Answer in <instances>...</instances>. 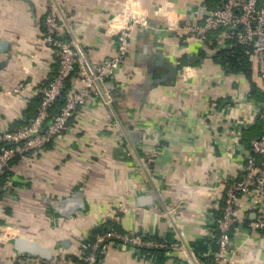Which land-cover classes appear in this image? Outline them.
Returning <instances> with one entry per match:
<instances>
[{
	"label": "crops",
	"instance_id": "0c3cea01",
	"mask_svg": "<svg viewBox=\"0 0 264 264\" xmlns=\"http://www.w3.org/2000/svg\"><path fill=\"white\" fill-rule=\"evenodd\" d=\"M221 1L65 0L94 60L115 54L116 40L106 26L128 4L137 2L148 13V27L134 28L128 55L109 82L115 117L91 98L46 152L11 164L3 179L9 191L0 197V264H23L26 253L17 240L47 252L32 257L63 256L67 264H86L84 244L105 233L112 218L120 232H145L171 246L137 249L112 242L105 264H214L213 222L216 205L222 206L223 182L241 172L255 132L249 131V144L244 143V130L232 117L259 116L264 95L259 101L251 93L262 83L249 54V75H228L221 65L218 53L235 44L234 30L222 29L202 42L169 26L200 22ZM50 3L0 0V130L20 128L37 114L41 91L58 69V57L44 41ZM25 81L32 83L29 92L2 94ZM213 108L228 114L210 119ZM133 149L141 155L158 151L154 180L140 172ZM119 204L130 212H117ZM249 205L242 199L237 206L241 226L232 232L234 259L264 264V234L252 226L259 206ZM169 210L175 221L168 219Z\"/></svg>",
	"mask_w": 264,
	"mask_h": 264
},
{
	"label": "built area",
	"instance_id": "2783aa9c",
	"mask_svg": "<svg viewBox=\"0 0 264 264\" xmlns=\"http://www.w3.org/2000/svg\"><path fill=\"white\" fill-rule=\"evenodd\" d=\"M134 8L136 11H132ZM123 15L112 18L106 26V32L116 40V52L103 60H94L86 48L85 39L79 32L78 24L68 9L65 0H51L44 22V41L51 46L58 57V69L50 83L41 91V102L37 114L24 126L13 130H0V197L9 191L3 177L10 170L11 164L30 155L46 152L47 146L62 137L74 125V120L80 108L91 98L100 100L115 117L114 92L109 82L116 76L118 69L128 55L129 45L137 25L148 27V13L137 2L128 4ZM162 13V12H160ZM165 13V12H164ZM170 30L180 32L187 38L207 42L222 29H232V38L236 43L250 48L249 54L256 62L264 93V0H222L221 3L203 17L200 22L187 21L183 25L171 24ZM32 88L30 81H25L18 87L4 91L2 94L22 95ZM64 98V105L58 114L51 116L54 104ZM237 99V104H240ZM259 116L245 120L233 115L242 130L248 129L256 120L264 122V101ZM213 108L209 118L228 114L226 108ZM225 116V115H224ZM250 153L245 158L241 172L225 178L222 206L216 205L218 216L214 220V239L217 252L214 264H236V250L233 245L232 232L241 226L236 216L238 203L247 199L250 209L259 206L257 220L252 226L264 234V134L250 142ZM138 169L145 177L154 180L152 163L158 156L153 149L146 154L136 153L133 149ZM5 177V178H6ZM137 209V208H136ZM114 211V210H113ZM117 212H130V209L119 204ZM114 211V213L116 212ZM167 217L175 221L173 210L167 212ZM114 218L110 222L117 224ZM112 224L109 229L84 244L86 264H105V250L112 242L137 249H167L171 245L152 240L147 233L129 234L120 232ZM243 227V226H242ZM1 232H4L2 230ZM216 237V238H215ZM179 247V243L172 244ZM67 264L68 258L63 256L42 260L37 257L24 256L23 264L34 263Z\"/></svg>",
	"mask_w": 264,
	"mask_h": 264
},
{
	"label": "trees",
	"instance_id": "16d2710c",
	"mask_svg": "<svg viewBox=\"0 0 264 264\" xmlns=\"http://www.w3.org/2000/svg\"><path fill=\"white\" fill-rule=\"evenodd\" d=\"M249 51H251V50L246 45H242V44H239L236 42L234 44V42H233L231 49H228L226 47L218 53V55L221 58V61L217 57H216V59H218V61H220L221 65L225 68V71L228 75H238L240 73H243V74L247 73L249 75V72H248V69L250 66ZM182 63L183 64L187 63V59L184 58L182 60ZM262 95H264V93L262 92V88L260 90L259 87L257 88V86L256 87L254 86V88L252 89L251 97L255 98V100L262 101V98H261ZM63 105H64V98L61 97L54 104L55 111H56L55 114L59 113V111ZM254 130H255V132H253L254 134L251 136L250 134H252V133H249V131L252 132ZM243 133H244V135H243L242 141L246 144H249L248 140L247 141L245 140L249 136H251V138L255 139V138L261 137L264 134V122L260 121L257 127L255 126L250 130H244ZM5 177L6 176H4L3 179H5ZM115 228H118V227L115 226Z\"/></svg>",
	"mask_w": 264,
	"mask_h": 264
},
{
	"label": "water",
	"instance_id": "95a60500",
	"mask_svg": "<svg viewBox=\"0 0 264 264\" xmlns=\"http://www.w3.org/2000/svg\"><path fill=\"white\" fill-rule=\"evenodd\" d=\"M209 15H210V12L206 16H209ZM17 244L20 249H25V251L23 252L26 253V256H37V257L46 256L45 254L47 252L35 242H30L26 240H17Z\"/></svg>",
	"mask_w": 264,
	"mask_h": 264
}]
</instances>
